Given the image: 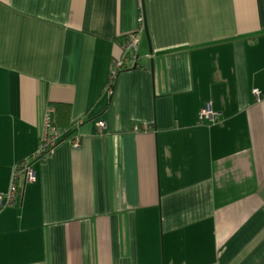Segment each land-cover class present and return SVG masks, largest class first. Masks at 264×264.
Masks as SVG:
<instances>
[{
  "label": "crops",
  "instance_id": "0c3cea01",
  "mask_svg": "<svg viewBox=\"0 0 264 264\" xmlns=\"http://www.w3.org/2000/svg\"><path fill=\"white\" fill-rule=\"evenodd\" d=\"M57 103L81 144L0 208V264H264V0H0V192Z\"/></svg>",
  "mask_w": 264,
  "mask_h": 264
},
{
  "label": "built area",
  "instance_id": "2783aa9c",
  "mask_svg": "<svg viewBox=\"0 0 264 264\" xmlns=\"http://www.w3.org/2000/svg\"><path fill=\"white\" fill-rule=\"evenodd\" d=\"M138 30L126 35L122 44L121 56L113 61L109 81L106 89L112 94L115 86V80L121 70L133 68L137 66L138 47H139V32L144 29V16L140 18ZM254 93L259 96V89H254ZM54 112V107L50 106L46 115V126L40 139L38 149L26 160L15 165L11 177L10 187L7 192H0V208L11 206L17 198L19 183L22 179L26 184L36 180V171L33 167V161L44 159L52 154L55 146L65 139H69L74 147H79L80 137L70 135L68 129H61L51 123V114ZM200 122L208 121L212 124L221 123V113L214 111L209 105L203 107L199 112ZM99 132H103L106 122L102 119L96 123Z\"/></svg>",
  "mask_w": 264,
  "mask_h": 264
},
{
  "label": "trees",
  "instance_id": "16d2710c",
  "mask_svg": "<svg viewBox=\"0 0 264 264\" xmlns=\"http://www.w3.org/2000/svg\"><path fill=\"white\" fill-rule=\"evenodd\" d=\"M70 105L66 103L55 104L54 112L51 114V123L61 129H68L69 123H65L70 114Z\"/></svg>",
  "mask_w": 264,
  "mask_h": 264
}]
</instances>
